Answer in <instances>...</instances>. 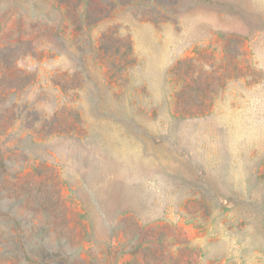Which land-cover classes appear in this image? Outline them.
Segmentation results:
<instances>
[{
	"label": "rangeland",
	"instance_id": "rangeland-1",
	"mask_svg": "<svg viewBox=\"0 0 264 264\" xmlns=\"http://www.w3.org/2000/svg\"><path fill=\"white\" fill-rule=\"evenodd\" d=\"M0 264H264V0H0Z\"/></svg>",
	"mask_w": 264,
	"mask_h": 264
}]
</instances>
